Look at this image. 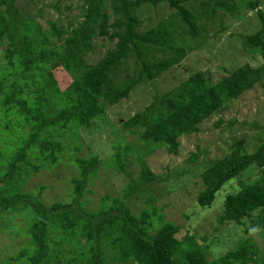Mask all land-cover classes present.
I'll return each instance as SVG.
<instances>
[{"label": "trees", "instance_id": "obj_1", "mask_svg": "<svg viewBox=\"0 0 264 264\" xmlns=\"http://www.w3.org/2000/svg\"><path fill=\"white\" fill-rule=\"evenodd\" d=\"M61 1L55 6L59 14L57 20L49 22L45 28L38 21L43 12L42 0H0V50H3L0 56V121L6 128H11L12 123L8 120L14 121L13 117H18L23 122L22 127H29L31 131L17 147L9 149L7 168H0V212L26 210L29 219L25 231V235L30 236L29 245L9 260L20 262L27 258V264L59 261L63 252L56 251L51 240L54 231L58 230L65 237L75 238L77 243L85 241L87 246L81 253V260L74 258L67 264H264L256 259L257 246L248 241L212 260L194 236L185 242L179 240L177 235L181 226L162 221L155 205L156 197L150 194L161 177L146 162L149 151L160 147L178 154L182 136L198 133L206 120L219 115L255 86H263L264 62L257 68L249 64L237 68L216 82L205 72H195L174 89L155 96L142 111L124 121V130L139 135L149 145V151L140 154L136 160L140 166L139 179H133L128 167L130 160L127 157L132 149L118 147L107 166L129 179L125 197L112 198L111 205L105 204L109 197H104L100 209L89 212L79 198L91 176L97 174L102 160L98 153L88 159L75 155L84 145L80 130L91 128L94 121L105 118L108 109L128 99L139 86L154 82L178 66L185 59L188 47L177 34L178 28L182 27L174 24L182 23L196 39L200 34L198 21L201 18L188 7L190 0H82V21L64 26ZM165 5L175 14L147 31L142 30L139 11L147 6L158 9ZM243 5L250 11L257 10L261 27L251 34L247 31L246 34L239 33L241 45L247 52L260 54L264 59L261 2L248 0ZM199 7L200 15L205 16L207 22L213 21L219 8L238 11L232 0H205ZM30 36L36 49L49 51L59 68L69 75L71 80L65 88H61L53 73L40 64L38 60L43 56L37 57L22 42ZM104 37L114 46L98 62L90 64L87 57L94 50V41ZM55 40L58 41L56 45ZM131 60L139 68L134 75L125 70ZM221 122L224 123L223 118ZM251 125L261 130L251 140L244 134L243 138L235 136L222 157L211 159L207 150L199 149L190 162L197 165L193 172L198 175L193 174V177H199L204 185L197 195L201 207H211L226 183L256 165L261 179L239 181L241 189L226 198L220 222L242 225L243 220L248 219L250 229L264 230V138H260L264 135V126ZM232 127L227 125L223 133ZM70 146L75 155V166L80 169L79 177L72 179L75 198L71 203L56 202L46 206L30 192L21 191L23 177H28L30 170L40 171V156L44 162L57 165L60 155ZM200 155L205 157L199 163ZM24 165L28 168L24 169ZM186 173L182 171L183 175ZM44 188L39 187V193ZM135 194L147 195L153 207L135 215L126 201ZM157 218L160 227L153 233Z\"/></svg>", "mask_w": 264, "mask_h": 264}, {"label": "rangeland", "instance_id": "obj_2", "mask_svg": "<svg viewBox=\"0 0 264 264\" xmlns=\"http://www.w3.org/2000/svg\"><path fill=\"white\" fill-rule=\"evenodd\" d=\"M58 1L42 0L43 12L38 21L45 28H48L49 22L57 20L59 14L55 6L58 5ZM204 1L190 0L188 3V7L201 18L198 21L200 34L196 39L184 29L182 23L174 24V26L183 28H178L177 34L186 41L188 47L185 59L154 82L139 86L128 99L108 109L105 118L102 117L100 120L94 121L91 128L80 130L81 142L84 145L81 151H76L75 155L88 159L92 154L98 153L102 160L97 174L91 176L85 192L79 198L80 202H85L84 208L89 212L100 209L104 197H109L105 203L108 205L112 204L114 197H125L124 191L129 179L107 166L108 160L114 156L117 149L126 147L132 149L127 157L130 160L128 167L133 173V179H139L140 166L136 160L140 154L149 151V145L144 143L139 135L124 130L122 125L124 121L142 111L153 101L155 96L159 97L174 89L195 72H205L213 82H216L237 68L247 64L257 68L264 62L260 54L253 55L247 52L242 47L241 38L238 36L239 33L246 34L245 31L247 34L254 33L261 27L257 10L250 11L243 5L248 0H232L237 5L238 11L219 8L211 22H207L206 17L200 15L199 6ZM259 1L261 2L260 9L264 11V0ZM25 4L24 2V6ZM60 6L64 12L61 18L62 25L67 26L73 22L82 21L80 18L82 17L81 8L84 7L82 0H62ZM139 14L143 22L142 30L147 31L174 15L175 11L170 10L167 5L158 9L147 6L145 9H141ZM244 28L246 29L244 30ZM22 42L28 45L30 51L37 57L43 56L41 60H38L40 64L53 73L61 88H65L71 79L55 63L50 52L45 49L44 52L43 48L36 49V43L32 36L27 41L23 38ZM57 42V40L53 41L55 45ZM94 42V50L87 57L90 64L98 62L114 46V43L105 37L98 38ZM1 52L3 50H0V56ZM1 64L2 60L0 59ZM138 69L134 60L125 66V70L130 71V75L137 74ZM119 79L121 80V78ZM13 118L14 121L8 120L12 123L11 128H6L3 121H0V168L2 170L7 168L5 162L9 155V149L17 147V144L28 138L31 133L29 127H22L23 122H20L18 117ZM221 118L224 123L221 122ZM245 122L248 123L245 124ZM252 123L264 126V82L263 86H255L219 115L212 116L202 123L198 133L182 136L179 139L178 154L169 153L166 147H160L149 151L148 157L145 156L152 171L161 177V181L157 186L152 187L150 194L156 197L155 205L160 210L162 221L181 226L177 238L182 242L193 236L197 238L200 247L212 260L219 259L228 252L236 250L242 242L248 241L259 249L256 259L264 261V230L250 229L251 223L248 219L243 220L242 225L234 222H220L226 198L241 189L240 180H243L244 183L249 179L260 180V169L256 165H252L241 174V177H235L223 186L211 207H201L197 203V195L204 189V185L199 177H193V174L198 175L193 172L197 165L194 166L190 162L192 155L197 154L199 149L207 150L208 157L211 159L222 157L229 150L235 136L243 138L244 134L246 139L251 140L252 136L261 132L260 129L252 126ZM227 125H233V127L223 133ZM11 138L13 140H10ZM121 138H125L124 141L120 145L114 146ZM260 138L263 140L264 135L261 134ZM71 146L60 155L61 160L57 165L44 162V158L40 156L38 160V164L42 166L40 171L36 173L30 170V175L23 177L21 191L30 192L46 206H51L56 202L71 203L75 198L72 179L80 175L79 167L75 166L76 163L73 159L75 155L71 153ZM204 157V155H200L199 163ZM31 161L37 163L34 158ZM27 168L24 165V169ZM183 170L187 171L185 175L182 174ZM165 177L166 179H164ZM41 186L45 188L39 193ZM126 201L135 215L141 214L144 210H150L154 205L147 195L135 194L126 198ZM157 221H159L158 218L153 233L160 227ZM28 222L26 210L0 212V264H27V258H22L20 262H12L9 259L18 255L23 248L29 245L30 236L25 235ZM57 232L58 230L52 234V247L56 251H62L63 254L60 253V262L55 260L56 263L67 264L74 258L81 260V253L87 248L85 241L77 243L75 238L65 237L60 231ZM56 241L61 245L57 246ZM55 261L52 260L49 264H54Z\"/></svg>", "mask_w": 264, "mask_h": 264}]
</instances>
